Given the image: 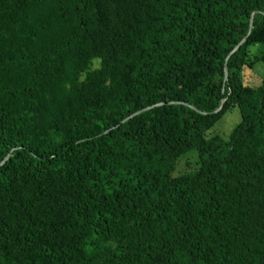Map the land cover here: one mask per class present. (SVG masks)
<instances>
[{
	"label": "trees",
	"instance_id": "16d2710c",
	"mask_svg": "<svg viewBox=\"0 0 264 264\" xmlns=\"http://www.w3.org/2000/svg\"><path fill=\"white\" fill-rule=\"evenodd\" d=\"M258 62L264 0H0V264H264Z\"/></svg>",
	"mask_w": 264,
	"mask_h": 264
},
{
	"label": "rangeland",
	"instance_id": "374dc122",
	"mask_svg": "<svg viewBox=\"0 0 264 264\" xmlns=\"http://www.w3.org/2000/svg\"><path fill=\"white\" fill-rule=\"evenodd\" d=\"M264 72V63L258 62L254 65L253 68L244 67L243 76L245 77V81L248 82L246 84L256 86L260 83L261 77ZM240 121V114L237 107H233L231 110L227 111L226 114L217 121L213 127L207 132V136L218 135L223 138H226L233 127ZM190 155H195L193 151L188 152L183 155L179 161H186V159ZM181 167L185 168V164L181 163Z\"/></svg>",
	"mask_w": 264,
	"mask_h": 264
},
{
	"label": "water",
	"instance_id": "95a60500",
	"mask_svg": "<svg viewBox=\"0 0 264 264\" xmlns=\"http://www.w3.org/2000/svg\"><path fill=\"white\" fill-rule=\"evenodd\" d=\"M250 30H251V27H249V31H248L247 36L250 34ZM244 40H245V39H244ZM161 104H162V103H157V104H155V105H153V106H151V107L159 106V105H161ZM223 104H224V100L221 101V104L219 105L218 109H217L215 112L219 111V110L222 108ZM151 107H147V108H145L144 110H147V109H149V108H151ZM136 114H137V113H136ZM125 120H126V119H125ZM104 133H105V132H104ZM104 133H102V134H104ZM7 158H8V155L5 156V158L1 161L0 165H1L2 163H4V161H5Z\"/></svg>",
	"mask_w": 264,
	"mask_h": 264
},
{
	"label": "bare ground",
	"instance_id": "6f19581e",
	"mask_svg": "<svg viewBox=\"0 0 264 264\" xmlns=\"http://www.w3.org/2000/svg\"><path fill=\"white\" fill-rule=\"evenodd\" d=\"M250 25H251V24H250ZM250 25H249V27H250ZM248 31H249V30H248ZM238 46H239V45H238ZM238 46H236L235 49L238 48ZM235 49H234V50H235ZM225 75H226V73H225Z\"/></svg>",
	"mask_w": 264,
	"mask_h": 264
}]
</instances>
